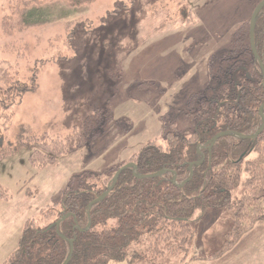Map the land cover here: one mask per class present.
<instances>
[{"label": "rangeland", "instance_id": "obj_1", "mask_svg": "<svg viewBox=\"0 0 264 264\" xmlns=\"http://www.w3.org/2000/svg\"><path fill=\"white\" fill-rule=\"evenodd\" d=\"M9 1L0 0V75L9 68L22 89L34 76L37 80L0 114V186L10 195L0 198V264L18 248L28 220L40 228L56 222L72 182L78 187L91 175L112 176L149 142L163 144L174 124L187 136L196 130L200 119L189 114L190 96L206 99L225 86L224 58L233 35L263 0H96L69 18L82 22L71 51L62 42L49 50L45 38L31 37L35 47L24 57L11 44L16 36L3 30ZM60 23L26 34L54 38L67 33V22ZM58 54L65 59L58 61ZM232 79V86L253 80L251 65L233 71ZM98 109L111 117L101 135L59 156L54 166L31 165L38 140L65 139ZM247 178L244 172L243 182ZM243 193L239 186L231 198ZM233 224L227 210L198 211L190 251L166 252L156 264H264V225L222 258L211 259ZM134 250L149 252L150 241L142 238ZM132 257L109 264H149Z\"/></svg>", "mask_w": 264, "mask_h": 264}, {"label": "trees", "instance_id": "obj_2", "mask_svg": "<svg viewBox=\"0 0 264 264\" xmlns=\"http://www.w3.org/2000/svg\"><path fill=\"white\" fill-rule=\"evenodd\" d=\"M95 1L10 0L3 30L8 36H16L11 44L19 45L23 51L18 57L26 56L35 47L28 42L31 37L45 38L49 50L55 42H62L71 51L73 33L81 21L69 18ZM62 21L67 22L64 24L67 33L54 38L51 34L43 36L42 32L36 36L26 34L51 24L61 25ZM250 30L248 21L233 35L229 53L224 58L229 64L225 86L206 99H197V94L190 96L189 114L200 119L190 136L180 132L174 124L175 131L163 137V144L149 142L128 163L137 170L122 171L108 196L93 206L91 204L113 186L116 173L127 164L121 165L110 177L91 175L90 181L78 187L72 182L65 191L56 222L40 228L35 221L28 220L18 248L2 264H66L73 239V255L68 264H109L124 262L132 256L156 264L166 252L190 251L195 236L191 221L198 211L224 209L233 214L234 224L221 249L211 258L217 260L239 245L255 227L264 225V131L250 140L232 135L252 136L264 124L261 115V109L264 113V8L254 30L262 64L253 52ZM54 57L58 61L65 59L61 54ZM38 63L39 68L44 67L43 63ZM248 63L253 80L232 86L233 71ZM13 78L9 68L1 70L0 114L14 105L17 98H22L31 86H36V76L23 89ZM196 102L200 107L195 110ZM110 119L107 110L98 109L65 139L38 140L30 155L31 165L38 169L56 165L59 156L101 135ZM221 133L230 135L218 138L213 144ZM201 153L205 155L204 161L191 169ZM162 171H166L162 177L149 178ZM244 172L248 178L243 182ZM239 186L244 188V193L233 201L232 191ZM0 198H10L1 186ZM142 238L150 241V251L139 254L134 246L140 245Z\"/></svg>", "mask_w": 264, "mask_h": 264}, {"label": "water", "instance_id": "obj_3", "mask_svg": "<svg viewBox=\"0 0 264 264\" xmlns=\"http://www.w3.org/2000/svg\"><path fill=\"white\" fill-rule=\"evenodd\" d=\"M263 8H264V0H263V1H262V2H261L256 8H255V10H254V12H253V14H252L251 20H250V26H251V30H250L251 45H252V49H253V52H254V54H255V57L258 59L259 62H260V60H259L258 52H257L256 46H255V42H254V30H255V24H256L257 17H258V15L260 14V12L263 10ZM260 63H261V62H260ZM261 64H262V63H261ZM262 68H263V67H262ZM263 71H264V69H263ZM261 115H262L263 120H264L263 109H261ZM263 131H264V124H263V126L260 128V130H259L256 134H254V135H252V136H243V135H239V134H237V133H233L232 135L235 136V137H237V138H241V139H243V140H250V139H255V138H257V137H258ZM224 135H230V134H229V133H221L219 136H217V137L214 139L213 144L216 142V140H217L218 138H220V137H222V136H224ZM199 150H200L199 152H201V149H199ZM204 159H205V155L201 153V154H200V158H199V160H198L196 163H192V164H191V169L193 168L194 165H199L200 163H202V162L204 161ZM130 168H134V169H135L134 171L137 170V169L135 168V166H134L132 163L127 164L126 166L122 167V168L116 173V175H115V179H114V184H113V186L110 187V188L108 189V191H107L104 195H102L99 199H97L96 201H94V202L91 204V206H93V204H96V203H98V202L104 200V199L108 196V194L110 193V191L115 187L116 182H117V180H118L120 174L122 173V171H124V170H126V169H130ZM165 173H166V171H162L161 173H157V174H155V175L149 176V178H158V177H162ZM173 182L176 184V183H177V182H176V179H174ZM181 186H182V185H181ZM63 219H65V218H63ZM63 219H61V220H63ZM58 224H60V222H59ZM88 228H89V227H88ZM79 230H82V229L79 228ZM84 231H85V230H84ZM70 243H71V254H70L69 259L67 260L66 264H68V263L70 262V260H71V258H72V255H73L74 239L71 240Z\"/></svg>", "mask_w": 264, "mask_h": 264}]
</instances>
